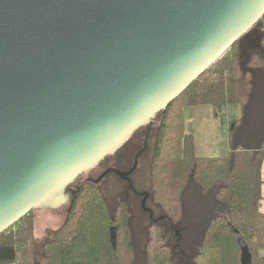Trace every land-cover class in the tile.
<instances>
[{
    "label": "water",
    "instance_id": "1",
    "mask_svg": "<svg viewBox=\"0 0 264 264\" xmlns=\"http://www.w3.org/2000/svg\"><path fill=\"white\" fill-rule=\"evenodd\" d=\"M263 15L264 0H0V233L64 205L147 125L130 170L88 180L127 177L155 115Z\"/></svg>",
    "mask_w": 264,
    "mask_h": 264
},
{
    "label": "trees",
    "instance_id": "2",
    "mask_svg": "<svg viewBox=\"0 0 264 264\" xmlns=\"http://www.w3.org/2000/svg\"><path fill=\"white\" fill-rule=\"evenodd\" d=\"M200 105L228 118L222 155L194 152L183 109ZM146 131L103 158L98 175L74 180L58 227L37 236L31 210L0 233V264H242V247L250 264H264L262 19L155 115L127 177L88 180L130 170Z\"/></svg>",
    "mask_w": 264,
    "mask_h": 264
},
{
    "label": "rangeland",
    "instance_id": "3",
    "mask_svg": "<svg viewBox=\"0 0 264 264\" xmlns=\"http://www.w3.org/2000/svg\"><path fill=\"white\" fill-rule=\"evenodd\" d=\"M229 113L233 116L236 110L230 109ZM183 117L185 131L193 136L196 155H222L227 151L226 128L228 118L226 116L223 119H216L212 115L209 105H200L184 107ZM103 169L104 166H95L88 172L81 174L80 177L83 180L90 175L96 176ZM107 184L111 187L115 186L113 181H109ZM66 207L65 204L56 209H33L34 231L37 236L43 235L47 227H58L64 218ZM241 259L242 264H250L249 256L245 254L244 247H242Z\"/></svg>",
    "mask_w": 264,
    "mask_h": 264
},
{
    "label": "crops",
    "instance_id": "4",
    "mask_svg": "<svg viewBox=\"0 0 264 264\" xmlns=\"http://www.w3.org/2000/svg\"><path fill=\"white\" fill-rule=\"evenodd\" d=\"M212 111V108H211ZM262 186H261V195H262V199H261V203H260V209L262 212H264V159H263V163H262ZM8 264H14V263H8Z\"/></svg>",
    "mask_w": 264,
    "mask_h": 264
},
{
    "label": "built area",
    "instance_id": "5",
    "mask_svg": "<svg viewBox=\"0 0 264 264\" xmlns=\"http://www.w3.org/2000/svg\"><path fill=\"white\" fill-rule=\"evenodd\" d=\"M261 19H262V33L264 36V15L261 17Z\"/></svg>",
    "mask_w": 264,
    "mask_h": 264
}]
</instances>
